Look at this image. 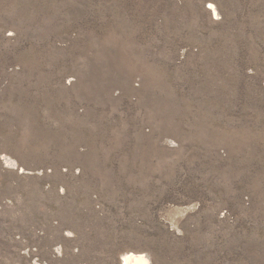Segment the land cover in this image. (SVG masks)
I'll return each mask as SVG.
<instances>
[{
    "label": "rangeland",
    "instance_id": "374dc122",
    "mask_svg": "<svg viewBox=\"0 0 264 264\" xmlns=\"http://www.w3.org/2000/svg\"><path fill=\"white\" fill-rule=\"evenodd\" d=\"M131 251L264 264V0H0V264Z\"/></svg>",
    "mask_w": 264,
    "mask_h": 264
},
{
    "label": "bare ground",
    "instance_id": "6f19581e",
    "mask_svg": "<svg viewBox=\"0 0 264 264\" xmlns=\"http://www.w3.org/2000/svg\"><path fill=\"white\" fill-rule=\"evenodd\" d=\"M215 16H218L216 7H212ZM121 264H151L149 255L140 252H127L123 255Z\"/></svg>",
    "mask_w": 264,
    "mask_h": 264
}]
</instances>
